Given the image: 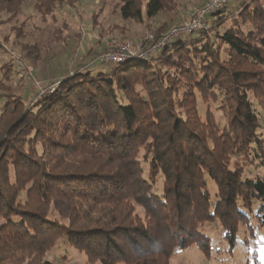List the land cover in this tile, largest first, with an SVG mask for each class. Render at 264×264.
Returning a JSON list of instances; mask_svg holds the SVG:
<instances>
[{"label": "trees", "instance_id": "trees-1", "mask_svg": "<svg viewBox=\"0 0 264 264\" xmlns=\"http://www.w3.org/2000/svg\"><path fill=\"white\" fill-rule=\"evenodd\" d=\"M29 1L0 0V14L7 16L2 22L18 18ZM75 1L33 4L46 20ZM249 1L241 15L247 31L232 27L220 39L231 55L228 64L264 66V0ZM120 2L122 19L139 23L178 7L177 0ZM226 8L210 18L221 17ZM182 40L160 53L179 50ZM21 42L27 58L39 60L38 46ZM186 50L192 58L198 52L207 56L206 65L217 64L195 80L194 90L205 96L226 87L230 111L222 131L212 118L200 120L193 90L177 104L169 83L148 77L150 61L119 63L111 75L86 69L71 73L53 93L36 95L33 106L10 85L20 74L16 65L0 62V264H58L44 257L63 237L89 262L100 264H170L175 249L192 245L210 258L204 225L219 223L232 250L240 227L250 226L253 215L264 224V176L244 178L242 167H231L233 157L247 156L251 148L264 168L258 153L264 149V122L249 99L254 93L264 110L261 75L220 65L216 50L206 44ZM195 66L189 61L186 75L200 69ZM181 78L187 82V76ZM138 84L145 94L136 92ZM142 149L149 155L148 167L139 159ZM210 183L216 187L213 198ZM254 264L262 263L256 259Z\"/></svg>", "mask_w": 264, "mask_h": 264}, {"label": "rangeland", "instance_id": "rangeland-1", "mask_svg": "<svg viewBox=\"0 0 264 264\" xmlns=\"http://www.w3.org/2000/svg\"><path fill=\"white\" fill-rule=\"evenodd\" d=\"M207 0H177L178 7L174 12L160 14L155 20H146L139 23L135 20H123L120 15V0H76L74 6L67 7L55 14L54 18L43 19L34 9L33 0L29 1L23 13L10 23H4L7 16L0 14V62L9 63L13 61L10 53H14L20 60L22 59L31 69L32 75L25 77L16 74L10 82L14 92L19 95L29 96L28 104L33 106L37 99H41L48 93L46 88L54 85V81L63 79L71 73L82 71L84 69L92 72L94 75L102 73L111 75V72L117 64H104L96 59L107 46V42L116 39L126 42H133L134 46L146 45L149 47L151 39L155 42L158 38L168 33L170 29L188 21L194 13L204 5ZM244 4L239 1H232L222 12L221 17H212L208 20V25L200 33L190 34V38H183L181 48L177 51L166 50L155 54L153 60L148 62L152 69L148 77L155 79H164L165 84L172 86L175 94L174 98L178 104L183 102L184 95L190 94L193 90L195 97V109L200 120L206 123L207 119H213L216 126L222 131V127L228 122V113L230 111V100L228 93L224 88H216L213 92H208L203 96L196 88L194 90L195 80L201 79L202 75L214 67L212 64L206 65L207 56L203 57L198 52L199 57L192 58L185 51L196 45L202 47L204 44L216 50L217 60L223 64L231 61L230 53L220 39V35L227 29L235 27L247 31L249 26L243 21L242 13L249 6V0H244ZM237 5V6H236ZM236 6V7H235ZM241 16V18H240ZM215 19V20H214ZM24 28L23 36H20V28ZM17 30V31H16ZM19 33V34H18ZM24 39L21 43L36 44L39 48V60L29 59L26 52L22 50L20 42L15 40ZM179 39V38H178ZM177 40V39H176ZM188 42L187 46L185 41ZM195 43V44H194ZM214 50V51H215ZM182 54L183 56L179 55ZM185 57V58H184ZM195 59V60H194ZM189 61L195 64V69L199 68L191 76L186 73ZM188 62V63H186ZM139 64L138 60L130 62V65ZM79 65H82L80 68ZM230 69L245 70L255 72L261 75L260 79L264 83V66L242 61L237 64L233 61L228 64ZM85 66V67H84ZM201 66L204 67L201 72ZM79 68V69H78ZM258 71V72H257ZM149 73V72H148ZM203 73V74H202ZM74 74V75H75ZM2 74H0V77ZM182 76H187V82L181 81ZM130 79V78H129ZM218 81V79H212ZM58 86L59 82L56 83ZM220 84V83H219ZM222 89V90H221ZM135 90L139 94H145L141 85H135ZM249 99L253 103V108L259 118L264 122V110L260 107L254 97V93H249ZM177 111L182 114L183 110L179 107ZM209 116V117H208ZM244 153V152H243ZM260 157H264V149L258 151ZM254 154V155H252ZM254 149L249 150V155H238L231 159V167L238 165L244 171V178H256L264 176V168L255 158ZM247 158V159H246ZM142 165L150 162L149 155L142 149L139 154ZM162 177L157 181L154 191L159 195L162 192ZM212 198L215 196L216 187L210 183ZM258 205L254 207L257 210ZM137 213L144 221L145 214L142 209L137 208ZM54 218L57 217L53 214ZM261 218L252 216L250 226H241L237 234L236 246L231 250L228 243L223 240V229L219 223L204 225L203 232L210 238L212 246V255L206 258L196 245L186 249H175L170 259V264H254L256 259L264 264V224H261ZM44 260L58 264H100V262H89L86 254L77 250L74 246L68 244L63 237L51 249Z\"/></svg>", "mask_w": 264, "mask_h": 264}, {"label": "built area", "instance_id": "built-area-1", "mask_svg": "<svg viewBox=\"0 0 264 264\" xmlns=\"http://www.w3.org/2000/svg\"><path fill=\"white\" fill-rule=\"evenodd\" d=\"M232 1L233 0H207L188 21L173 26L168 33L158 38L155 42H153L152 38L150 41L153 44L149 47H146V45H138L136 47L133 42L113 39L107 42L105 50L99 54L96 60L104 64H119L131 59L151 61L159 50L176 39L205 29L208 25L209 18L220 9L229 5ZM10 56L14 60L16 68L22 76L28 78V76L32 75L31 69L22 59L20 60L14 53H10ZM56 85L57 84H54L46 88L48 93H53Z\"/></svg>", "mask_w": 264, "mask_h": 264}, {"label": "crops", "instance_id": "crops-1", "mask_svg": "<svg viewBox=\"0 0 264 264\" xmlns=\"http://www.w3.org/2000/svg\"><path fill=\"white\" fill-rule=\"evenodd\" d=\"M79 69V68H78ZM59 80H61V78H59ZM59 80H56V81H54V82H57V81H59Z\"/></svg>", "mask_w": 264, "mask_h": 264}, {"label": "water", "instance_id": "water-1", "mask_svg": "<svg viewBox=\"0 0 264 264\" xmlns=\"http://www.w3.org/2000/svg\"><path fill=\"white\" fill-rule=\"evenodd\" d=\"M59 81H57V82H54V84H56V83H58Z\"/></svg>", "mask_w": 264, "mask_h": 264}]
</instances>
